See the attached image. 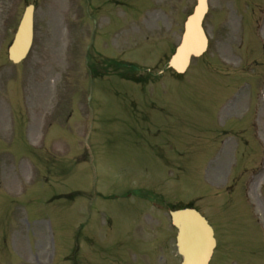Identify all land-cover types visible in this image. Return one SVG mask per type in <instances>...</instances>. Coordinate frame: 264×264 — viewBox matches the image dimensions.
Wrapping results in <instances>:
<instances>
[{"label": "rangeland", "instance_id": "rangeland-1", "mask_svg": "<svg viewBox=\"0 0 264 264\" xmlns=\"http://www.w3.org/2000/svg\"><path fill=\"white\" fill-rule=\"evenodd\" d=\"M148 1L92 0L94 24L86 0H0V264H180L152 203L207 218L211 264H264V0H208V48L182 75L167 58L195 1ZM28 4L33 43L13 65Z\"/></svg>", "mask_w": 264, "mask_h": 264}, {"label": "water", "instance_id": "water-1", "mask_svg": "<svg viewBox=\"0 0 264 264\" xmlns=\"http://www.w3.org/2000/svg\"><path fill=\"white\" fill-rule=\"evenodd\" d=\"M207 11V0H195L187 16L179 45L168 61V66L183 73L191 57L201 55L207 46L202 20ZM33 38V6L28 5L21 16L13 40L8 47V59L13 63L23 60ZM171 223L177 229L176 248L181 264H208L215 246L213 232L205 218L193 208L170 211Z\"/></svg>", "mask_w": 264, "mask_h": 264}, {"label": "flooded vegetation", "instance_id": "flooded-vegetation-1", "mask_svg": "<svg viewBox=\"0 0 264 264\" xmlns=\"http://www.w3.org/2000/svg\"><path fill=\"white\" fill-rule=\"evenodd\" d=\"M108 3L110 5H115V6H123V5L130 6L131 9H138L139 7H141V6H138L137 2H132L128 4L126 0H108ZM185 3H186V0H149L148 2H146L147 6H144L142 8L151 9L154 11L159 10V11L165 12V11L177 10V9H180L181 7L184 8ZM143 4L145 3H142L141 5ZM86 7H87L86 10L89 11V9L91 8L90 0H86ZM94 10L97 11V8L95 7ZM88 16L91 17L90 13H88ZM7 35H8V24H7V20H4V36H7ZM235 105H236L235 101H233V106Z\"/></svg>", "mask_w": 264, "mask_h": 264}]
</instances>
